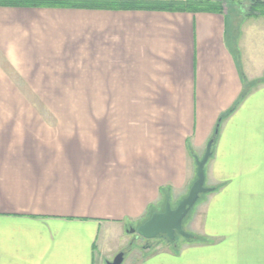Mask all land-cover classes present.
I'll use <instances>...</instances> for the list:
<instances>
[{
	"label": "crops",
	"instance_id": "obj_1",
	"mask_svg": "<svg viewBox=\"0 0 264 264\" xmlns=\"http://www.w3.org/2000/svg\"><path fill=\"white\" fill-rule=\"evenodd\" d=\"M119 1L146 8L0 0V264H107L121 252L123 264H182V243L125 255L141 243L128 230L188 196L211 142L191 244L220 240L209 264H264L256 0H211L223 10L207 12ZM77 66H93V110L57 119L55 74Z\"/></svg>",
	"mask_w": 264,
	"mask_h": 264
},
{
	"label": "rangeland",
	"instance_id": "obj_2",
	"mask_svg": "<svg viewBox=\"0 0 264 264\" xmlns=\"http://www.w3.org/2000/svg\"><path fill=\"white\" fill-rule=\"evenodd\" d=\"M241 1V0H240ZM239 0H224V7L225 9H232L233 5L235 7H240L238 5ZM252 2V0H242V5H249ZM79 68V71H73L69 73H62V74H55V95L52 98V104L55 108L54 116L57 117V119H74L73 117L79 115V113H76L74 111L81 112L82 110H93V106L95 103V98L93 97V66H77L75 69ZM84 70V71H82ZM88 114V113H87ZM205 194H201L198 202L193 207L189 215L185 218L183 222V230L190 234H193L196 230V227L192 226L190 223H187L191 218H199L201 216V207L199 205L203 201ZM187 198V197H186ZM168 202L165 203L163 209L158 210V212H164L167 207ZM178 204L170 203L169 205L171 208L175 209ZM158 212H154L158 213ZM162 212V213H163ZM195 214V217H194ZM151 218V217H150ZM149 218V219H150ZM148 221V220H147ZM145 223V222H144ZM143 223V224H144ZM142 225V224H141ZM140 225V226H141ZM139 226H132L131 229L138 228ZM193 231V232H192ZM131 234V233H130ZM133 238H136V240H141V243H137L138 241H135L134 248L129 247V250H127L125 255H129L132 251L137 250H143V253H149L154 254L159 252L160 250H168L170 247L173 246V243L176 244H183L184 247H182L181 253L184 254L182 261V264H209V260L212 256H216V254L209 253L210 251H215L217 249H220V240L213 241L212 244L214 246H208L205 244H195L198 246H193L192 239H187L179 234L176 235V238L174 241H171L167 236L161 235L158 236L155 239H144L137 235L136 233L132 234ZM197 240V238H195ZM190 244V245H189ZM191 246V247H190ZM198 248V250L196 249ZM193 252L187 253V251L192 250ZM196 249V250H194ZM214 249V250H213ZM147 251V252H146ZM220 252L217 251L216 253ZM123 253V252H121ZM188 256V258H187ZM113 261V260H112ZM110 261V262H112Z\"/></svg>",
	"mask_w": 264,
	"mask_h": 264
},
{
	"label": "water",
	"instance_id": "obj_3",
	"mask_svg": "<svg viewBox=\"0 0 264 264\" xmlns=\"http://www.w3.org/2000/svg\"><path fill=\"white\" fill-rule=\"evenodd\" d=\"M212 142L208 145L207 152L203 159L197 160V181L193 184L187 198L182 200L175 208H171L169 203L163 213H155L144 224L135 229H129L131 234L136 233L144 239H155L158 236H167L174 241L179 234L187 239H193L194 236L183 230V222L189 215L193 207L198 202L201 194L209 193L212 189L205 187V166L211 157ZM124 253L118 254L112 262L107 264H123Z\"/></svg>",
	"mask_w": 264,
	"mask_h": 264
},
{
	"label": "trees",
	"instance_id": "obj_4",
	"mask_svg": "<svg viewBox=\"0 0 264 264\" xmlns=\"http://www.w3.org/2000/svg\"><path fill=\"white\" fill-rule=\"evenodd\" d=\"M16 4L22 5H32V6H52V7H59L64 5L67 1L73 0H12ZM78 1V0H74ZM113 4L114 9H118L120 7H127V8H146V5L141 2L135 1H127V2H120L119 0H108ZM160 5V4H155ZM172 9L178 11H191V12H207V11H217L223 10V2L222 1H211V0H188V1H181V2H168L161 4L159 9ZM251 9L253 13H259L264 15V0H256L253 2Z\"/></svg>",
	"mask_w": 264,
	"mask_h": 264
}]
</instances>
